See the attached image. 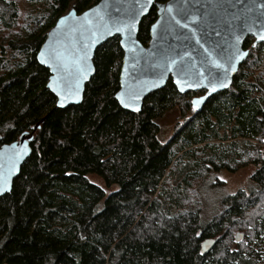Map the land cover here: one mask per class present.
<instances>
[{"label":"trees","instance_id":"trees-1","mask_svg":"<svg viewBox=\"0 0 264 264\" xmlns=\"http://www.w3.org/2000/svg\"><path fill=\"white\" fill-rule=\"evenodd\" d=\"M19 1L0 0V146L46 119L0 198V264H258L243 240L264 236V43L245 40L249 56L232 85L200 111L191 100L201 92L180 94L169 80L133 114L114 98L122 60L114 37L96 50L81 104L55 109L36 54L59 17L99 0ZM155 20L153 6L141 44ZM173 110L179 119L163 141L158 120ZM247 165L258 167L249 192L220 197L205 215L199 180ZM205 238L217 243L202 255Z\"/></svg>","mask_w":264,"mask_h":264},{"label":"water","instance_id":"water-1","mask_svg":"<svg viewBox=\"0 0 264 264\" xmlns=\"http://www.w3.org/2000/svg\"><path fill=\"white\" fill-rule=\"evenodd\" d=\"M153 6L156 20L143 45L137 40L139 25ZM129 23L131 31L125 27ZM260 35H264V0H99L80 14L71 8L59 17L46 33L36 61L49 72L46 88L55 97L54 108L66 110L81 104L95 73L96 50L118 37L122 60L114 98L120 108L139 113L147 96L171 80L180 94L203 93L191 100L192 108L200 111L207 100L230 88L249 56L245 40L252 38L254 48L264 43ZM45 119L0 146V198L11 192ZM242 239V233L235 235L236 243ZM216 243L203 239L200 253L211 252Z\"/></svg>","mask_w":264,"mask_h":264},{"label":"rangeland","instance_id":"rangeland-1","mask_svg":"<svg viewBox=\"0 0 264 264\" xmlns=\"http://www.w3.org/2000/svg\"><path fill=\"white\" fill-rule=\"evenodd\" d=\"M18 4L21 8H25L28 5L29 8L31 7L27 0H20ZM32 5L35 8L40 6L39 3ZM261 55L260 57L264 60V52H262ZM178 119V111L173 110L169 113H165L158 120V124L161 130L160 138L163 141L168 140L172 136L174 125L177 123ZM257 169L258 167H256L255 165H247L245 167L237 169V171L234 173L221 171L218 174H209L204 182H202V180H199V183H201V185L197 190L200 192L201 199L203 200V210L205 212V215L209 214L211 216L216 212L215 210L217 209L219 203L218 199L220 197L236 193L238 190L249 192L248 190L253 184V182L251 181V177L255 174ZM88 179L90 182L102 187L105 190L104 183L98 177L91 175L88 176ZM243 243L247 244L251 250L260 255L259 262L263 264L264 236H260L259 239L252 241L249 239V237H246L244 238Z\"/></svg>","mask_w":264,"mask_h":264},{"label":"snow or ice","instance_id":"snow-or-ice-1","mask_svg":"<svg viewBox=\"0 0 264 264\" xmlns=\"http://www.w3.org/2000/svg\"><path fill=\"white\" fill-rule=\"evenodd\" d=\"M149 2H150V0H149ZM141 10H143V5H141ZM169 11H171V7L169 8ZM131 19L134 21V19H135V16L133 15L132 17H131ZM176 23L177 24H179V20H177L176 21ZM132 24L131 23H129L128 25H126L125 27L129 30V31H131V29H132ZM185 27H187V25H184ZM118 32L119 31H122V29H120V28H117L116 29ZM238 39V38H237ZM260 39L261 40H264V35H260ZM44 54L42 53V56H43ZM43 62V61H42ZM217 67H219V65H217ZM181 71H183L184 69H183V67H181V69H180ZM189 86H191V85H189ZM222 86H226V85H223L222 84ZM181 90H183V89H181ZM213 90H215V87H213ZM136 99H138L139 97H135ZM127 106V105H126ZM138 110V109H137ZM232 195H235V193H233Z\"/></svg>","mask_w":264,"mask_h":264},{"label":"flooded vegetation","instance_id":"flooded-vegetation-1","mask_svg":"<svg viewBox=\"0 0 264 264\" xmlns=\"http://www.w3.org/2000/svg\"><path fill=\"white\" fill-rule=\"evenodd\" d=\"M203 93H200L199 95H197V96H200V95H202ZM197 96H195V97H197ZM18 138V137H17ZM17 140V139H16ZM14 142V141H13ZM257 261L258 260H256V264H257ZM258 264H260V262H258Z\"/></svg>","mask_w":264,"mask_h":264}]
</instances>
